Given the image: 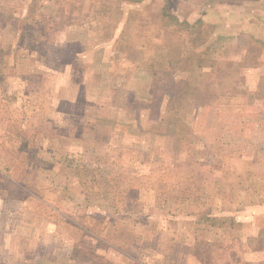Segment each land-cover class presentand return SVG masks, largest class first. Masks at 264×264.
Masks as SVG:
<instances>
[{
    "label": "rangeland",
    "instance_id": "374dc122",
    "mask_svg": "<svg viewBox=\"0 0 264 264\" xmlns=\"http://www.w3.org/2000/svg\"><path fill=\"white\" fill-rule=\"evenodd\" d=\"M260 233L264 0H0V264H264Z\"/></svg>",
    "mask_w": 264,
    "mask_h": 264
},
{
    "label": "trees",
    "instance_id": "16d2710c",
    "mask_svg": "<svg viewBox=\"0 0 264 264\" xmlns=\"http://www.w3.org/2000/svg\"><path fill=\"white\" fill-rule=\"evenodd\" d=\"M164 16H166L167 18L175 19L174 17H171V15H169V13H168L167 11L164 12ZM177 22H178V21H177ZM181 23H182V22H181ZM181 23H180V24H181ZM198 23L201 24V21L198 20V21H197L195 24H193V25H188V23H185V26L188 27V28H190V29H194V27H196V24L199 25ZM174 90H175V88H174ZM171 93H173V90H172ZM170 97H171V95H170ZM261 237H262L263 239H260ZM257 242H258V243L263 242V244H264V235H263V233H260V234H259V238L257 239Z\"/></svg>",
    "mask_w": 264,
    "mask_h": 264
}]
</instances>
